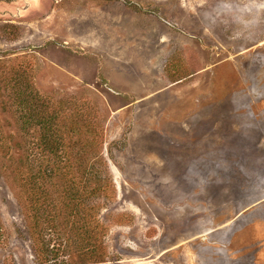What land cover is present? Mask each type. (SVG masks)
Instances as JSON below:
<instances>
[{
  "label": "rangeland",
  "instance_id": "obj_1",
  "mask_svg": "<svg viewBox=\"0 0 264 264\" xmlns=\"http://www.w3.org/2000/svg\"><path fill=\"white\" fill-rule=\"evenodd\" d=\"M21 83L98 109L104 262L87 117L54 154ZM0 264H264V0H0Z\"/></svg>",
  "mask_w": 264,
  "mask_h": 264
},
{
  "label": "trees",
  "instance_id": "obj_2",
  "mask_svg": "<svg viewBox=\"0 0 264 264\" xmlns=\"http://www.w3.org/2000/svg\"><path fill=\"white\" fill-rule=\"evenodd\" d=\"M23 80L24 78H20V80ZM22 82V81H21ZM31 84H27L25 87H22L18 84V91L20 94L27 93V95L31 98L36 100L37 105L40 107V111L38 113V117L36 119V123L40 125V127L43 129L44 134L42 136V143L43 145L48 148L50 151H52L54 154L58 155V152L61 150V143L58 140V133L60 132V122H62V118L67 116L68 113L75 115V117L78 116H85L87 117L84 120V130L86 134V143H85V149L83 150V157L82 160L84 162V172L87 174H94L95 178H98V183H96L95 187L92 190L85 189L83 190L84 194H93L97 192V201L95 200V207L94 205L87 204L86 199L84 198L83 201H81V205L83 203V206L85 207V210H89L92 208H95L97 213L95 221H94V228H95V241H99L98 250H95V256L93 257L94 262H104V258L106 256V250H105V243H104V235L107 230L106 225L97 218V216L100 214L101 210L104 208H107L111 202V199L113 198V191H115L114 184L111 180V177L109 176V166L107 163L106 158L103 155L102 148L103 146H100L102 144V137H103V129H98V126L96 123H93L92 119H95V115L97 114V107L94 104L87 103L85 100H79V101H71V98L69 101H65V99L62 100H56L48 97L43 96L39 94V92L32 88L30 86ZM54 101V103H53ZM83 102V103H82ZM43 112L47 113L46 116H44ZM72 112V113H71ZM82 116V117H83ZM77 123V122H75ZM93 123V124H92ZM70 131L77 132L78 126H71ZM92 144L94 145L97 150V161L101 165V167H96L90 164L91 160V151L87 149L88 145ZM58 169L56 171L52 169H44L45 173H48V175H57ZM105 174V175H104ZM104 175V176H103ZM88 176V175H87ZM28 182V180L26 181ZM29 185V183L27 184ZM29 189V187H28ZM30 193V192H28ZM67 194V197L70 199L67 201L65 206V212L63 214V222L67 223L69 221V217L72 218L73 215H78V206L79 204H71V200L73 197V192L71 189L67 190L65 192ZM56 205H54L55 207ZM91 207V208H90ZM83 209V207H82ZM88 213V211H87ZM28 221L31 219V213L26 215ZM55 220L59 221V219L54 216ZM54 221V220H53ZM54 221V222H56ZM57 221V222H58ZM74 221L72 222V224ZM58 225L57 223L54 225Z\"/></svg>",
  "mask_w": 264,
  "mask_h": 264
}]
</instances>
